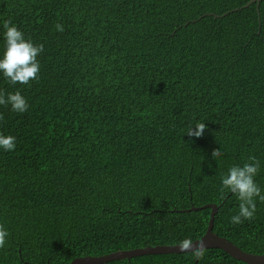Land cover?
Wrapping results in <instances>:
<instances>
[{
  "label": "trees",
  "instance_id": "16d2710c",
  "mask_svg": "<svg viewBox=\"0 0 264 264\" xmlns=\"http://www.w3.org/2000/svg\"><path fill=\"white\" fill-rule=\"evenodd\" d=\"M0 0L34 44L40 72L0 105V264H71L82 256L180 244L213 231L264 254V202L232 224L239 201L221 176L255 156L264 194V0ZM57 24L63 26L58 31ZM206 123L202 137L189 127ZM214 149H222L217 159ZM197 207V208H196ZM101 264H247L222 248Z\"/></svg>",
  "mask_w": 264,
  "mask_h": 264
},
{
  "label": "clouds",
  "instance_id": "9594fccd",
  "mask_svg": "<svg viewBox=\"0 0 264 264\" xmlns=\"http://www.w3.org/2000/svg\"><path fill=\"white\" fill-rule=\"evenodd\" d=\"M3 27L6 30L5 36V52L0 58V72L3 73L13 85L29 84L31 80L38 78L40 72V64L38 56L44 50V45L34 44L30 39H26L24 33L12 23L5 20ZM58 31H63V26L57 24L55 26ZM11 105L12 111L24 113L28 110L29 105L24 96L19 90L14 93H8L7 96L0 92V105ZM0 119H3L0 114ZM206 123L197 122L194 126L189 127L185 134L189 137H202L206 130ZM16 147L15 137L12 135L0 134V148L5 151L14 150ZM222 149H214L212 156L219 158L222 155ZM260 169V162L257 157L249 156L248 161L240 166L239 164L231 166L227 173L221 176L222 187L221 198L225 190L236 195L239 201L238 213L231 217L232 224L243 223L244 220H252L256 212V198L264 202V194L260 186L256 183L255 177ZM9 235L8 230L0 224V248H3L6 243V238ZM181 250L191 252L196 259H202L205 252V243L199 241L198 244L189 239H184L180 243Z\"/></svg>",
  "mask_w": 264,
  "mask_h": 264
},
{
  "label": "water",
  "instance_id": "95a60500",
  "mask_svg": "<svg viewBox=\"0 0 264 264\" xmlns=\"http://www.w3.org/2000/svg\"><path fill=\"white\" fill-rule=\"evenodd\" d=\"M257 1L258 6L261 0H250L246 6H249L251 3ZM211 207V214L209 219V224L206 233L194 240V244H198L199 241H203L206 245L205 248H222L228 252L234 258L244 261L247 264H264V254L251 253L243 250L241 247L233 243L231 240L224 236L218 235L213 231L215 215L218 211V205L216 203H207L200 208ZM197 208V207H196ZM184 252L181 250L180 244L172 245H154L146 246L128 250H118L108 254L100 256H82L74 259L71 264H101L108 261L120 260L125 258H132L138 255L145 254H157V253H181ZM19 264V263H13Z\"/></svg>",
  "mask_w": 264,
  "mask_h": 264
}]
</instances>
